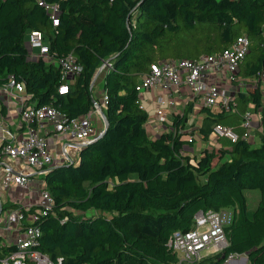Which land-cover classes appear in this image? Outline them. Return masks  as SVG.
<instances>
[{
	"label": "trees",
	"instance_id": "trees-1",
	"mask_svg": "<svg viewBox=\"0 0 264 264\" xmlns=\"http://www.w3.org/2000/svg\"><path fill=\"white\" fill-rule=\"evenodd\" d=\"M46 1L59 6L57 25L38 0H0V86L14 75L25 84L30 101L78 117L101 100L93 93L100 75L92 84L98 68L106 59L113 68L102 72L106 129L79 151L78 159L50 168L44 177L54 204L39 220L38 248L58 264H164L176 259L167 244L174 230L190 228L199 209L227 207L239 213L227 226L224 255L246 253L247 264H264V100L259 85L248 84L234 94L236 105L229 111L202 108L200 126L205 138L215 124L242 135L245 112L260 110L257 142L220 137L228 150L206 149L194 159L183 153L181 138L192 105L176 116L172 131L152 137L136 89L151 64L198 59L242 34L251 46L238 74L244 80L263 76L264 0ZM32 29L47 33L53 55L72 51L81 63L68 92L59 91L64 80L57 65L30 58L25 36ZM249 189L260 191L253 210ZM14 248L0 241L1 256Z\"/></svg>",
	"mask_w": 264,
	"mask_h": 264
},
{
	"label": "built area",
	"instance_id": "built-area-1",
	"mask_svg": "<svg viewBox=\"0 0 264 264\" xmlns=\"http://www.w3.org/2000/svg\"><path fill=\"white\" fill-rule=\"evenodd\" d=\"M38 2L50 11L53 24L57 25L58 4L46 0ZM27 33L32 47V51L29 50L30 56L43 58L48 64L57 65V61L64 80L59 91L68 92L70 83L82 70V65L75 54L71 51L64 55H53L46 32L32 29ZM250 46L249 36L242 34L223 50L198 59H168L151 64V69L143 75L136 86L140 106L143 108L141 95L144 90L160 87L164 91H171L185 84L195 94L200 95L206 105L215 106L219 110H231L232 105L236 104L230 86L235 81H240L238 72ZM108 68H113V65L106 59L94 75L95 82ZM217 78L218 82L212 81ZM5 85L10 90L24 93L21 96L20 113L26 130L19 136L13 135L11 138L3 139L0 144V166L5 168L7 173L5 179L8 183L25 186L33 181L32 174H45L52 167L72 161L75 153L95 140L94 119L100 116L104 121L102 110L108 103V94L105 90H102L101 100H95L91 111L82 116L70 117L53 105H38L37 102L30 101L25 84L18 81L14 75L9 76V81ZM168 101L174 103L173 99L159 97L160 105L155 115L160 123L166 119L165 107ZM242 124L245 129L242 135L231 126L223 124H215L212 133L232 141L240 137L250 139L253 125L252 110L245 112ZM262 130L264 131V123ZM192 140L191 136L189 141ZM16 159L22 160L32 171L17 169L8 163L9 160ZM39 193L43 203L38 209L16 207L4 210L0 202V224H3L6 230L15 229L18 232L12 242L15 248L4 256L0 255L1 263L58 264L38 248L43 234L39 220L53 209L54 204V198L46 186L40 187ZM238 213V208L199 209L194 214L190 228L176 229L171 233L167 244L176 259L164 264H247L249 258L246 253L231 252L224 255L225 249L229 246L227 226Z\"/></svg>",
	"mask_w": 264,
	"mask_h": 264
},
{
	"label": "crops",
	"instance_id": "crops-1",
	"mask_svg": "<svg viewBox=\"0 0 264 264\" xmlns=\"http://www.w3.org/2000/svg\"><path fill=\"white\" fill-rule=\"evenodd\" d=\"M214 78V77H213ZM255 79V78H254ZM254 79H245L240 76V81L230 86L233 94L239 91L247 90L246 84L248 81ZM213 79L212 81H217ZM218 82V81H217ZM225 84V83H222ZM101 89V93H102ZM24 93H18L15 90H10L6 85L0 86V144L3 139L11 138L13 135H20L24 133L25 126L21 118V96ZM159 97H166L167 99H173L174 103L167 102L166 119L164 122H159L156 118V109L159 107ZM141 102L143 108L149 114L146 128L150 136L156 137L165 131H172L174 129V120L177 115H183L188 107L192 105V110L188 112V121L185 127L182 129L183 153L188 155L191 159L199 157L204 154V150H215L217 148H229L220 142L221 138L217 137L214 133H211L208 138H205L201 131L200 126L205 113L202 108L205 106L210 107L213 110L218 108L215 106H208L205 104L203 98L197 95L193 90L183 84L179 87L173 88L171 91H164L160 87L144 90L141 95ZM254 119L251 129V140L256 143L258 140V132L261 120V113L259 111H253ZM105 129V121L101 120L100 116L94 119V138L99 137ZM187 134L186 138L183 137ZM193 137L190 142L189 138ZM79 152L75 153L74 159H78ZM228 156V155H226ZM8 163L17 169H25L32 171L31 168L25 164L22 160H9ZM5 168L0 166V202L4 210L12 209L16 207L35 208L43 203V199L40 196L39 188L45 187V174L37 173L32 174V182L25 186H18L14 183H8L5 179ZM3 215V214H2ZM1 215V216H2ZM14 223V221H13ZM16 223V221H15ZM18 232L15 229L12 231L3 228V224H0V241L6 244H12L14 242Z\"/></svg>",
	"mask_w": 264,
	"mask_h": 264
},
{
	"label": "rangeland",
	"instance_id": "rangeland-1",
	"mask_svg": "<svg viewBox=\"0 0 264 264\" xmlns=\"http://www.w3.org/2000/svg\"><path fill=\"white\" fill-rule=\"evenodd\" d=\"M25 41H26V45L28 47V49L30 51H32V47H31V44L29 42V39H28V33L26 34L25 36ZM31 59H37V57H32L30 56ZM161 62V61H160ZM57 65H58V62L56 61ZM103 77V74L101 73L97 82L95 83V87H94V90H93V93L95 94V96H98L100 97L102 95V93L100 92L102 87H101V84H102V79ZM246 84H249L251 86H256V85H259L260 87V90L262 92V96H263V100H264V75L261 76L260 78H256L254 79L252 82H247ZM253 119H254V114H253ZM187 134H184L183 137L186 138ZM227 140V139H226ZM224 146L225 148L228 147L229 145L227 144V142L225 141V138L221 139L220 141ZM215 150H219V148L215 149ZM226 158H230V156H226ZM247 197H248V204H249V208L250 210H253L257 207L258 205V202H259V199H260V191L258 189H249L247 190ZM92 213H95V211H90V214Z\"/></svg>",
	"mask_w": 264,
	"mask_h": 264
},
{
	"label": "water",
	"instance_id": "water-1",
	"mask_svg": "<svg viewBox=\"0 0 264 264\" xmlns=\"http://www.w3.org/2000/svg\"><path fill=\"white\" fill-rule=\"evenodd\" d=\"M97 76V75H96ZM95 78L96 77H94V79H93V82H92V84L95 82ZM95 101V100H94ZM102 115H103V119H104V121H105V129H106V127H107V125H108V120H107V118H106V116H105V114H104V111L102 110ZM104 129V130H105ZM104 132V131H103ZM102 135V134H101ZM47 174V172L45 173V175Z\"/></svg>",
	"mask_w": 264,
	"mask_h": 264
}]
</instances>
